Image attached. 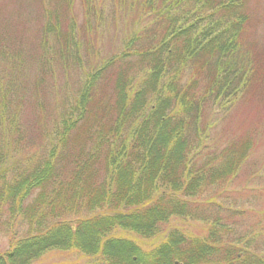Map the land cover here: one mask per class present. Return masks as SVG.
Here are the masks:
<instances>
[{
	"label": "trees",
	"instance_id": "16d2710c",
	"mask_svg": "<svg viewBox=\"0 0 264 264\" xmlns=\"http://www.w3.org/2000/svg\"><path fill=\"white\" fill-rule=\"evenodd\" d=\"M36 1L31 49L0 31V217L26 229L0 264L54 248L87 264H264V132L236 121L264 107L249 0ZM117 21L101 55L91 39ZM174 218L204 233L176 228L148 250L117 234L149 239Z\"/></svg>",
	"mask_w": 264,
	"mask_h": 264
},
{
	"label": "rangeland",
	"instance_id": "374dc122",
	"mask_svg": "<svg viewBox=\"0 0 264 264\" xmlns=\"http://www.w3.org/2000/svg\"><path fill=\"white\" fill-rule=\"evenodd\" d=\"M36 2V0H0V31H4V34L9 38L11 37V39L14 38L18 40V43L27 49H31L34 44V36L39 24V11L41 10ZM249 5L254 16V23H251V25H253L254 38L257 40V46L254 43L255 48L264 50V0H249ZM76 10L80 12L79 7L76 8ZM118 26V21L116 24L108 23L107 26H104L100 30L99 34L92 37L91 40L98 38L97 43L99 44L101 55L117 50L119 46L118 42L121 37ZM38 75L37 78L40 77ZM30 77L32 76L30 75ZM60 77H62L61 82L65 80V77L66 80L70 82L73 75L69 73L65 76L61 75ZM55 87H58V84H56ZM57 93L58 90L51 88L50 77H44V81H41L38 87V100L40 104L43 103L44 105V113L45 111L51 113L53 112L52 109L56 108L53 96ZM36 111L35 107L26 104L21 112V131L25 136L27 134L31 138L37 128L35 121ZM243 114L244 116L238 115L236 121L238 120L239 124L245 127V130L257 127L264 132V107L262 105L256 104L255 108L253 105L249 104V106L243 110ZM233 121L230 120L228 123V130H232ZM26 139L29 140L30 138ZM27 140H25V142ZM263 154L264 140L260 145V157H264ZM260 182L264 183L263 181ZM257 184L259 183H255L252 187L257 186ZM218 200L222 202L223 198H218ZM176 228L193 235H201L204 233V226L201 221L189 218H174L167 224L162 225L158 234L149 239L142 238L132 232L124 230H118L117 234L133 239L138 245L148 250L160 243L170 230ZM25 230V227L17 226V219L11 218L9 214H3L0 217V252L8 250L10 241L23 236L22 234H24ZM89 261H91L89 257L81 255L78 252L62 251L54 248L46 250L37 258L31 260L29 264H87Z\"/></svg>",
	"mask_w": 264,
	"mask_h": 264
}]
</instances>
